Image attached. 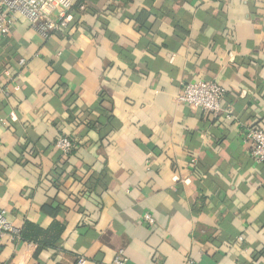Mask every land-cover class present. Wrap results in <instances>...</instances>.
<instances>
[{
  "label": "crops",
  "instance_id": "crops-1",
  "mask_svg": "<svg viewBox=\"0 0 264 264\" xmlns=\"http://www.w3.org/2000/svg\"><path fill=\"white\" fill-rule=\"evenodd\" d=\"M199 79L223 85L221 112L176 102ZM0 84V209L18 230L64 225L40 251L7 236L0 264H264V165L244 142L264 130V0H77L48 38L20 16Z\"/></svg>",
  "mask_w": 264,
  "mask_h": 264
},
{
  "label": "built area",
  "instance_id": "built-area-1",
  "mask_svg": "<svg viewBox=\"0 0 264 264\" xmlns=\"http://www.w3.org/2000/svg\"><path fill=\"white\" fill-rule=\"evenodd\" d=\"M77 0H0V32L7 34L18 22L20 16L26 18L30 26L44 38L55 34H62L68 28L70 14ZM21 67L26 59L18 61ZM9 80L14 79L7 70ZM9 90L0 84V100L8 97ZM225 88L216 80H194L182 85L176 96V102L191 108L202 109L205 112L216 114L223 109ZM4 123V119H0ZM244 142L248 145L250 154L255 162L264 165V130L259 127H250L244 135ZM56 147L63 155H70L74 150L73 141L67 136H60ZM142 220L147 225H153L156 219L150 213H144ZM20 230L11 223L5 209H0V254L7 236L12 240H21ZM84 258L79 263H85ZM114 264H126L122 251L114 259Z\"/></svg>",
  "mask_w": 264,
  "mask_h": 264
},
{
  "label": "trees",
  "instance_id": "trees-1",
  "mask_svg": "<svg viewBox=\"0 0 264 264\" xmlns=\"http://www.w3.org/2000/svg\"><path fill=\"white\" fill-rule=\"evenodd\" d=\"M81 4H78L80 7ZM64 230V225L59 222H54L52 226L46 230L39 228L38 226L26 222L23 229H20L21 240H33L39 243L38 251L54 247L57 240Z\"/></svg>",
  "mask_w": 264,
  "mask_h": 264
}]
</instances>
